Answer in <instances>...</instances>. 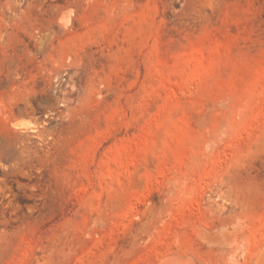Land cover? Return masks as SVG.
Returning a JSON list of instances; mask_svg holds the SVG:
<instances>
[{
	"label": "rangeland",
	"instance_id": "374dc122",
	"mask_svg": "<svg viewBox=\"0 0 264 264\" xmlns=\"http://www.w3.org/2000/svg\"><path fill=\"white\" fill-rule=\"evenodd\" d=\"M167 256L264 264V0H0V264Z\"/></svg>",
	"mask_w": 264,
	"mask_h": 264
},
{
	"label": "bare ground",
	"instance_id": "6f19581e",
	"mask_svg": "<svg viewBox=\"0 0 264 264\" xmlns=\"http://www.w3.org/2000/svg\"><path fill=\"white\" fill-rule=\"evenodd\" d=\"M16 126H27V123L18 121L17 123H15ZM179 256V255H178ZM190 258V257H189ZM161 262V261H160ZM160 264H194L193 261L189 260V259H184L181 257H168L163 259L162 262Z\"/></svg>",
	"mask_w": 264,
	"mask_h": 264
}]
</instances>
